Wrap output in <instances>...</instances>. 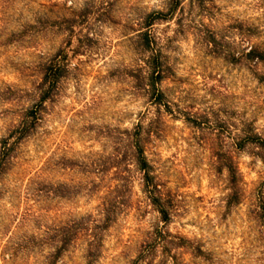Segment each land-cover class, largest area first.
<instances>
[{
	"label": "clouds",
	"instance_id": "9594fccd",
	"mask_svg": "<svg viewBox=\"0 0 264 264\" xmlns=\"http://www.w3.org/2000/svg\"><path fill=\"white\" fill-rule=\"evenodd\" d=\"M0 264H264V0H0Z\"/></svg>",
	"mask_w": 264,
	"mask_h": 264
}]
</instances>
